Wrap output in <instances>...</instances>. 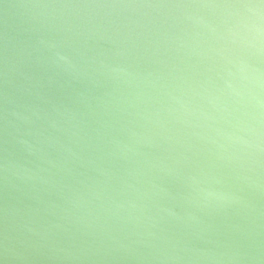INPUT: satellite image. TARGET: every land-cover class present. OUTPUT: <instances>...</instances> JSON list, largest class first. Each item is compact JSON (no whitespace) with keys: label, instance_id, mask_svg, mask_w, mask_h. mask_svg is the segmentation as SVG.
Segmentation results:
<instances>
[{"label":"water","instance_id":"water-1","mask_svg":"<svg viewBox=\"0 0 264 264\" xmlns=\"http://www.w3.org/2000/svg\"><path fill=\"white\" fill-rule=\"evenodd\" d=\"M0 264H264V0H0Z\"/></svg>","mask_w":264,"mask_h":264}]
</instances>
